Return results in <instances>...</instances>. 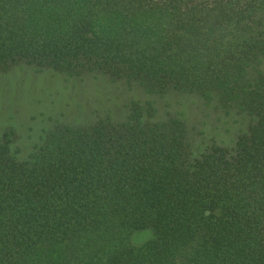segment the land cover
<instances>
[{
  "label": "trees",
  "instance_id": "16d2710c",
  "mask_svg": "<svg viewBox=\"0 0 264 264\" xmlns=\"http://www.w3.org/2000/svg\"><path fill=\"white\" fill-rule=\"evenodd\" d=\"M20 65L250 123L200 153L149 99L57 124L25 159L5 132L0 264H264V0H0V71Z\"/></svg>",
  "mask_w": 264,
  "mask_h": 264
},
{
  "label": "rangeland",
  "instance_id": "374dc122",
  "mask_svg": "<svg viewBox=\"0 0 264 264\" xmlns=\"http://www.w3.org/2000/svg\"><path fill=\"white\" fill-rule=\"evenodd\" d=\"M66 77L60 72L40 73L25 65L14 66L5 73L0 71V140L5 132L14 130V145L20 150L21 159H25L34 144L57 124L74 125L76 119L87 123L90 112L116 115L133 101L149 99L172 114L178 112L187 124L196 153L214 143L233 147L250 123L228 116L219 107L207 104L194 94L186 100L177 92L159 96L136 87L130 90L122 82H112L107 77L99 80L88 74ZM63 116L68 117L63 119Z\"/></svg>",
  "mask_w": 264,
  "mask_h": 264
}]
</instances>
